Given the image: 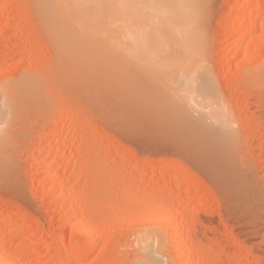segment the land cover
<instances>
[{"label": "rangeland", "instance_id": "374dc122", "mask_svg": "<svg viewBox=\"0 0 264 264\" xmlns=\"http://www.w3.org/2000/svg\"><path fill=\"white\" fill-rule=\"evenodd\" d=\"M75 1L0 0L3 260L138 264L139 233L149 232L154 263L159 256L165 264H264V0H197L196 9L178 6L189 13L184 18L198 23L188 48L193 63L213 82L232 136L187 115L176 121L163 105L147 110L145 78L132 60L93 57V45L86 41L82 49L73 36L76 24L82 27L93 18L92 10H101L97 16L108 10L117 16V9L126 25H133L125 20L129 13L142 10L136 15L145 17L142 22L146 12L155 11L166 27L163 19L176 14L168 0H113L120 8L111 0ZM251 7L258 11L250 30L243 22ZM77 10L92 18L85 20L86 12L80 18V11L75 19L71 14ZM67 12L74 25L71 35L67 28L63 32ZM238 27L246 28L240 48L234 41ZM78 57L88 67L75 69L83 65ZM111 62L113 76L103 68ZM70 74H79L82 84L68 83ZM178 240L184 241L182 253H176Z\"/></svg>", "mask_w": 264, "mask_h": 264}, {"label": "bare ground", "instance_id": "6f19581e", "mask_svg": "<svg viewBox=\"0 0 264 264\" xmlns=\"http://www.w3.org/2000/svg\"><path fill=\"white\" fill-rule=\"evenodd\" d=\"M75 1V0H72V2ZM112 4L114 5H117L118 4H115V2L117 1H113L111 0ZM125 1V0H123ZM142 1V0H141ZM140 1V3H141ZM157 1V0H156ZM159 1V0H158ZM167 1V0H166ZM76 2V1H75ZM80 2V0H77V4ZM90 2V1H89ZM91 2L93 3V0H91ZM90 2V3H91ZM109 2V1H108ZM139 2V1H138ZM154 2V1H153ZM168 2L171 4V7L173 6V8H171L170 6H167L169 8L174 9L172 11H175L173 13H176L174 14L173 16L174 17H171L172 15L169 16V19L168 21H166V19H163V21L165 22L163 24L166 25V27H162L161 23H158V22H161V20H159V15H154L155 14V11H154V14L151 12H146L145 14L147 15L146 17V20L145 21H142L144 24V26H141V24H143L142 22H140V20H144L143 18H138V16L136 17L137 14H139V12H141L142 10H140L139 12L136 11V15H134V13L132 15H129L128 16H125L127 17V19L125 20H132L133 21V25H132V22H129V24H124V23H128L127 21H124V20H121L120 18H118V14L121 13L120 11H118L116 9V13H117V16L114 14V11L111 12L113 14V17L117 18V19H120L119 21H117V19L111 17L112 14L108 11H105V13L103 14H99L97 16V11H93L92 9V15L93 18H92V15L91 14H88L90 12L88 11H84L83 10H80L81 11V15L78 13L80 12L79 10H77L76 12H72L71 15H75V19L79 18V15L81 16L80 18H82L83 14H85V12L87 13L86 15H88L87 17L83 16L85 18V20L88 19V17H91L92 19H94L96 16V18L94 20L90 19L89 18V21H94L91 25V27H89V21L87 20L83 21L86 22V25H83L82 24V27H79L80 26V22L82 21H79L80 24H76L78 26V28H76V25H75V35L72 33L73 31V28L71 27L73 24H71L70 22V18L67 19L66 15L69 14V12L65 13V20H62V23L63 25H65L63 27L64 31L61 30L65 33V28H67L68 30V33L70 34H73V36L75 38H79V40L76 42L80 45L82 44H85L86 41L88 43H91L90 45H93V49L91 50H94L95 52V55H92L93 57L97 56L98 55H110V54H113L115 55L114 57H118V58H124L125 60H132L131 63L132 65H136L137 66V69H139V74L142 76V79L145 78V84H146V89H145V100L147 102L148 107L146 108L147 110L151 109L149 106H154V107H159V106H165V108L163 107V109L165 111H167V113L170 111V115L173 116V118L177 121V116H183L181 118H184L185 115H187L186 117H188L189 119H191L192 121H194V123H201L203 124L202 126H204V123L207 121L209 122H212V125L213 124H216L219 128V132L218 134L224 136H228V135H231L232 134L230 133L231 130L230 127L228 126V121H229V118H228V112L226 109H223L224 106L221 104L222 102H220V99L218 98V92L215 90V86L213 85V82H211V79L209 77V75L207 74L206 71H203V70H200L199 68L196 67V65L193 63L194 62V54L191 53L189 51V48H188V45L190 44V41H192V39H196L195 38V34H197V31L199 30V27L197 26V22L194 20V19H191L189 17V19L187 18H184V14H187V10H186V13H184V11L182 10L181 11V8L179 9V4H186V7L188 8H195V6L197 4H195V2H197V0H168ZM166 2V3H168ZM207 2V1H206ZM205 2V3H206ZM81 3V2H80ZM83 3V2H82ZM90 4V5H93V4ZM124 3V2H123ZM143 3V2H142ZM155 3V2H154ZM161 3V2H159ZM158 3V4H159ZM73 4V3H72ZM87 4V3H85ZM120 6H122V2L119 3ZM126 4V2L124 3ZM129 4V3H128ZM153 4V3H152ZM157 3L153 4L154 6L156 5ZM164 4V2H163ZM75 5V4H74ZM130 5V4H129ZM128 5V6H129ZM150 5V4H149ZM76 6V5H75ZM81 6V5H80ZM110 6V5H109ZM127 6V5H126ZM133 6V5H132ZM183 6V5H182ZM181 6V7H182ZM204 6V4H203ZM240 6V5H239ZM253 6V5H252ZM256 6V5H255ZM113 7V6H112ZM119 7V6H118ZM134 7V11H135V6ZM132 7V8H133ZM178 7V8H177ZM120 8V7H119ZM122 8V7H121ZM128 10L125 9V11H133V9H130L129 7H124ZM148 8V7H147ZM241 8V7H240ZM130 9V10H129ZM168 9V8H167ZM184 9V8H182ZM196 9V8H195ZM120 10V9H119ZM123 10V9H121ZM151 10V9H150ZM153 10V9H152ZM180 10V11H179ZM185 10V9H184ZM125 11L122 12V15L125 13ZM163 11H165L163 9ZM167 11V10H166ZM201 11V10H200ZM257 9L256 7H251V9L249 10V19H245L247 21L243 22L246 24V28L247 29H252L253 26H254V16H256L257 14ZM66 12V11H65ZM96 14H95V13ZM101 13V10L99 11ZM98 12V13H99ZM104 12V11H102ZM108 12V13H107ZM119 12V13H118ZM180 12V13H179ZM193 12L190 10V13ZM197 12V11H196ZM71 13V12H70ZM94 13V14H93ZM144 13V12H143ZM168 13V12H167ZM172 13V14H173ZM79 14V15H78ZM126 14V13H125ZM124 14V15H125ZM153 14V15H152ZM171 14V12H170ZM179 14V15H178ZM189 14V13H188ZM187 14V15H188ZM194 14V13H193ZM61 15V14H60ZM63 15V16H64ZM115 15V16H114ZM121 15V14H120ZM123 15V16H124ZM127 15V14H126ZM141 15V13H140ZM163 15V14H162ZM175 15H178L175 17ZM186 15V16H187ZM191 15V14H190ZM247 15V14H246ZM247 15V16H248ZM70 16V15H69ZM108 16H110L109 20H108ZM122 16V17H123ZM134 16L139 19L137 20L138 21V25H135L136 20H133ZM193 16V15H191ZM246 16V17H247ZM120 17V16H119ZM130 17V18H128ZM141 17V16H139ZM244 17V18H246ZM64 18V17H63ZM87 18V19H86ZM124 18V17H123ZM194 18V17H193ZM248 18V17H247ZM254 18V19H253ZM112 19L114 20V22L118 23V22H124L123 24L117 26L116 23H114L112 21ZM234 19V18H233ZM69 20V21H67ZM108 20V21H107ZM199 20V18H198ZM243 20V19H242ZM48 21V20H46ZM70 22L69 24L68 23H64V22ZM76 21V20H75ZM74 22V23H78V22ZM91 21V22H92ZM99 21H101L102 23H100ZM235 21V20H233ZM105 22V23H103ZM146 22V23H145ZM167 22V23H166ZM242 22V21H240ZM73 23V22H72ZM108 23V24H107ZM170 23V24H168ZM235 23H237V25L239 24L238 21H235ZM234 23V25H235ZM85 24V23H84ZM104 24V25H102ZM112 24H116L115 26L113 25V27L111 26ZM70 25V26H69ZM129 25V26H128ZM193 25V26H191ZM240 25V24H239ZM244 25V24H243ZM74 26V25H73ZM239 28V27H238ZM246 28L242 29V28H239L236 32H235V37H234V41L236 43V45L239 47L241 43V40H242V37L244 35V33L246 32ZM50 29V28H49ZM47 30V29H46ZM60 30V29H59ZM60 30V32H61ZM71 30V31H69ZM47 32H50V31H47ZM62 32V33H63ZM63 33V34H64ZM78 36H77V34ZM60 34V33H59ZM62 34V35H63ZM67 34V35H69ZM70 34V35H71ZM57 35V34H56ZM61 35V34H60ZM61 35V36H62ZM67 35H65L67 37ZM59 36V39L60 37ZM77 36V37H76ZM57 38V37H56ZM58 39V40H59ZM71 39V38H70ZM66 40V39H65ZM62 41V40H61ZM68 41V40H67ZM59 42V41H57ZM66 42V41H65ZM63 43V42H61ZM72 43H75L72 41ZM60 44V43H59ZM64 44V43H63ZM67 44V43H65ZM69 44V43H68ZM74 45V44H73ZM166 46V47H165ZM81 47V46H80ZM82 49H84L83 47H81ZM90 48V46H89ZM240 48V47H239ZM69 49H71L69 47ZM78 49V48H77ZM87 49V48H86ZM72 51L73 50H76V49H71ZM240 50V49H239ZM79 51V50H78ZM77 51V52H78ZM80 52V51H79ZM93 52V51H92ZM255 53V52H254ZM70 54V52H69ZM71 54H73V52H71ZM76 54V51L75 53L73 54L74 56ZM237 54V53H236ZM88 55V54H87ZM74 56H71L74 58ZM78 56V55H77ZM91 56V54H90ZM90 56H87L85 57V55L83 57H85L89 62L90 58H93V57H90ZM193 56V57H192ZM82 56H80L81 58ZM82 57V58H83ZM100 57V56H99ZM103 57V56H102ZM112 57V55L110 56ZM109 57V58H110ZM113 57V58H114ZM79 58V57H78ZM77 58V59H78ZM79 58V61L83 60L81 59L80 60ZM89 58V59H88ZM106 58V57H105ZM76 59V61H77ZM94 60V58H93ZM104 60V59H102ZM119 60V59H118ZM84 61V60H83ZM81 61V63L83 62ZM96 60L92 61V64L93 62H95ZM117 61V60H116ZM124 60L122 59V62ZM86 62V63H87ZM91 62V60H90ZM126 62V61H125ZM130 62V61H128ZM63 63V62H62ZM62 63H61V66H62ZM76 63V62H75ZM79 63V62H77ZM85 63V62H83ZM82 63V64H83ZM97 63H98V60H97ZM96 63V64H97ZM112 63V62H111ZM106 63L105 65H103V68H104V71L108 74H110L113 69H114V64L112 63ZM117 63V62H116ZM89 65V64H88ZM88 65H79L78 64V67H75V69L78 70L81 69V68H86L88 67ZM99 65V63H98ZM100 65V66H102ZM114 65V66H113ZM121 65V64H119ZM60 66V67H61ZM76 66V64H75ZM94 66H97V65H94ZM93 66V67H94ZM99 66V67H100ZM124 66V65H123ZM131 66V65H130ZM129 66V67H130ZM68 67V66H67ZM72 67V66H71ZM92 67V65H91ZM122 67V65H121ZM64 68V66H63ZM90 68V67H89ZM97 67H95L96 69ZM101 68V67H100ZM88 69V68H87ZM93 69V68H91ZM95 69H93L95 71ZM127 69V67H126ZM75 70V71H77ZM82 70V69H81ZM116 70V69H114ZM124 70V69H122ZM131 70V69H129ZM85 71V70H84ZM96 72V71H95ZM121 72V71H120ZM94 73V72H93ZM101 73V72H100ZM128 73V72H127ZM137 73V72H136ZM97 74V72H96ZM107 74V76H108ZM126 74V73H125ZM71 75V74H70ZM68 75V76H70ZM74 75V74H73ZM76 75V76H75ZM74 76H70L72 77L70 80L71 81H67L68 83H71V82H74L75 84L77 83H80L82 84L81 82H79V74H75ZM93 76V75H92ZM96 76V75H94ZM110 76H113L112 74H110ZM120 76V75H119ZM106 77V76H105ZM131 77V76H130ZM62 78V77H61ZM103 78V77H102ZM134 78V77H133ZM140 78V77H139ZM106 79V78H105ZM123 79V78H121ZM125 79V78H124ZM127 79V78H126ZM125 79V80H126ZM131 80V79H130ZM103 81V80H102ZM132 81V80H131ZM58 83H60L58 81ZM108 83V82H107ZM140 83V82H139ZM76 84V85H77ZM112 84V83H111ZM131 84V82H130ZM134 84V83H132ZM141 84V83H140ZM73 85V84H72ZM79 85V84H78ZM85 85V84H84ZM117 85V84H115ZM138 85V84H137ZM81 86V85H80ZM101 86V85H100ZM114 86V85H113ZM133 86V85H132ZM139 86V85H138ZM144 86V85H143ZM16 87V86H15ZM106 87V86H105ZM134 87V86H133ZM132 87V88H133ZM7 88V87H6ZM13 88V87H12ZM145 88V87H144ZM142 88V89H144ZM103 89V88H102ZM111 89V88H110ZM104 90V89H103ZM107 90V89H106ZM134 91H136L135 89H133ZM138 90V89H137ZM108 91V90H107ZM106 91V92H107ZM114 91V90H113ZM217 93H216V92ZM143 92V91H141ZM140 92V93H141ZM132 93V91H131ZM105 94V92L103 93ZM116 94V93H115ZM114 94V95H115ZM134 93H132L131 96H135ZM144 94V92H143ZM107 95V94H106ZM111 95V94H110ZM105 96V95H104ZM137 96V95H136ZM140 95H138L137 97H139ZM144 97V96H143ZM222 97V96H221ZM117 98V97H116ZM135 98V97H134ZM132 98V99H134ZM136 99V98H135ZM144 100V98H143ZM144 102V103H146ZM222 105V106H221ZM147 105H145L146 107ZM152 107L153 109L156 110V108ZM0 108H1V105H0ZM134 108V107H133ZM167 108V109H166ZM145 109V108H144ZM162 110V109H161ZM169 110V111H168ZM146 111V110H145ZM157 111V110H156ZM163 111V110H162ZM149 112V111H147ZM151 114L153 113L152 110H150ZM161 112V111H160ZM192 112H195L197 113V116H193V114H191ZM166 113V114H167ZM147 114V113H146ZM150 114V115H151ZM155 114V113H154ZM158 114V113H156ZM160 114V113H159ZM162 114V113H161ZM164 114V113H163ZM169 115V116H170ZM148 116V115H147ZM153 116V114H152ZM150 116V117H152ZM157 116V115H155ZM154 116V117H155ZM160 117V115H158ZM165 116V114H164ZM172 118V117H171ZM172 118V119H173ZM228 118V119H227ZM155 119V118H154ZM162 119V118H161ZM165 119V118H164ZM186 119V118H185ZM188 119V120H189ZM158 120H160V118H158ZM180 120V118H179ZM168 121V120H167ZM170 121V119H169ZM186 121V120H185ZM172 122V121H171ZM206 122V123H207ZM185 123V122H184ZM187 123V122H186ZM210 124V123H209ZM0 125H1V121H0ZM230 125V124H229ZM207 126V125H206ZM196 127V126H195ZM194 128V127H193ZM207 128V127H206ZM205 128V129H206ZM208 131L212 129V127H209L208 126ZM215 129L217 127H214ZM192 129V128H191ZM203 129V128H202ZM218 130V129H217ZM216 131V130H215ZM212 132V131H211ZM210 132V133H211ZM207 133V132H206ZM230 133V134H228ZM205 135V134H204ZM209 135V134H208ZM231 136L228 137L231 139ZM210 137V136H209ZM208 137V138H209ZM217 137V136H216ZM206 138V137H205ZM225 138V137H224ZM227 138V137H226ZM210 139V138H209ZM223 139V138H221ZM206 140H208L206 138ZM219 140V138L217 139ZM227 141V140H226ZM215 143V142H214ZM213 144V143H212ZM225 148V147H224ZM223 150V149H222ZM227 150V149H226ZM48 158V157H47ZM47 160V159H46ZM8 167V166H7ZM45 168V167H44ZM52 169V168H51ZM49 170V169H48ZM57 170V169H56ZM59 170V169H58ZM52 172V171H51ZM50 172V173H51ZM58 173V172H57ZM49 174V173H47ZM56 176V175H55ZM54 177V176H53ZM55 181V180H54ZM52 186V185H51ZM51 186H49L51 188ZM54 186H52L53 188ZM63 190V189H62ZM63 193V191H62ZM70 213V212H69ZM72 215V214H71ZM67 216L70 217V215L67 214ZM162 217V216H161ZM67 217H65L66 219ZM158 218V217H157ZM164 219V218H163ZM67 220V219H66ZM5 222V221H4ZM6 222H9V221H6ZM78 226V225H76ZM82 227V226H81ZM78 230V229H77ZM154 230V229H153ZM145 231V230H144ZM141 232V231H140ZM155 232V231H154ZM177 232V231H176ZM143 233V232H142ZM140 234L141 235L140 239H138L139 243H138V248H139V251L142 253V257L141 259L138 261V264H157L160 260H162L163 258H160L159 256L157 257L156 255V258H159L156 260V262L154 263V257H153V254H151V250L150 248V240H149V237H148V234L146 232H144L143 234ZM151 234V233H150ZM177 235H180L181 234V231L178 230V232L176 233ZM137 235V234H136ZM182 235V234H181ZM153 236V235H152ZM156 236V235H155ZM152 239V237H150ZM153 240L152 239V244H153ZM158 241V240H157ZM137 243V242H136ZM184 244V241L182 240H178L177 244H176V250L178 252H181V248H182V245ZM153 249V248H152ZM154 252V251H153ZM152 252V253H153ZM140 253V254H141ZM158 253V252H157ZM182 253V252H181ZM2 254V253H1ZM163 254V253H162ZM183 256V254H181ZM180 255V256H181ZM4 256V255H2ZM162 257V256H161ZM186 257V256H185ZM138 259V258H137ZM165 259V258H164ZM5 260V261H4ZM1 257L0 255V264H7L8 261L6 262V259H4ZM135 261V260H134ZM133 261V262H134ZM163 264H165V260H162ZM185 261V260H184ZM188 261V260H187ZM6 262V263H5ZM161 262V261H160ZM159 262V264H161ZM189 263V262H188ZM13 264V263H11ZM183 264V263H182Z\"/></svg>", "mask_w": 264, "mask_h": 264}]
</instances>
